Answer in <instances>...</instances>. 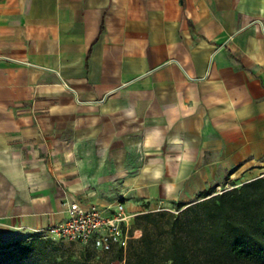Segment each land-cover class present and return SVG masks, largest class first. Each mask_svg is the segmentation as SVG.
<instances>
[{"label":"crops","instance_id":"obj_1","mask_svg":"<svg viewBox=\"0 0 264 264\" xmlns=\"http://www.w3.org/2000/svg\"><path fill=\"white\" fill-rule=\"evenodd\" d=\"M262 173L264 0H0V240Z\"/></svg>","mask_w":264,"mask_h":264},{"label":"trees","instance_id":"obj_2","mask_svg":"<svg viewBox=\"0 0 264 264\" xmlns=\"http://www.w3.org/2000/svg\"><path fill=\"white\" fill-rule=\"evenodd\" d=\"M215 191H205L178 215L167 210L138 213L133 229L141 235L126 249L99 252L44 236L18 240L10 249L32 258L31 264H110L123 259L125 264H264V176Z\"/></svg>","mask_w":264,"mask_h":264},{"label":"built area","instance_id":"obj_3","mask_svg":"<svg viewBox=\"0 0 264 264\" xmlns=\"http://www.w3.org/2000/svg\"><path fill=\"white\" fill-rule=\"evenodd\" d=\"M65 205L66 220L47 226L41 233L108 252L114 247L126 249L130 240L137 237L136 232L140 231L133 229L135 216L127 212L123 202L115 206L83 205L78 201ZM110 264H125V259Z\"/></svg>","mask_w":264,"mask_h":264},{"label":"rangeland","instance_id":"obj_4","mask_svg":"<svg viewBox=\"0 0 264 264\" xmlns=\"http://www.w3.org/2000/svg\"><path fill=\"white\" fill-rule=\"evenodd\" d=\"M264 176V173H262L261 175H259L258 177H262ZM242 185V184H241ZM240 186V185H239ZM235 187L232 185L226 186V187H222V188H216L215 193H219L228 189H231ZM186 206H183L181 208L178 207L177 204H173L171 206V208L168 209H159V210H167L169 212H172L174 214H181V212L185 209ZM141 235V231H137L136 232V236L139 237ZM32 236H44L47 237L45 234L43 233H37L34 234ZM27 238V237H24ZM22 238V239H24ZM22 239H16L14 241H7L5 239L0 240V264H31V260L32 258L30 257H25L23 255V252H18V253H13V251H11L10 247L12 246V244H14V242L18 241V240H22ZM53 240L56 243H60L62 242L60 239H54ZM3 242V243H2ZM66 244H68V241H65ZM73 249H78V246H73Z\"/></svg>","mask_w":264,"mask_h":264}]
</instances>
